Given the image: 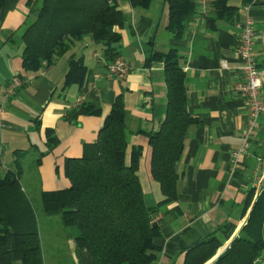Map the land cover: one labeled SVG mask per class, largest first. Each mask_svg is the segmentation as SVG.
I'll return each mask as SVG.
<instances>
[{
  "label": "crops",
  "instance_id": "crops-1",
  "mask_svg": "<svg viewBox=\"0 0 264 264\" xmlns=\"http://www.w3.org/2000/svg\"><path fill=\"white\" fill-rule=\"evenodd\" d=\"M229 3L238 7L231 21L219 19L209 27L203 19H197L178 47L179 65L185 73L186 108L196 122L186 129L183 151L175 164L177 198L167 202L150 175V147L139 132L158 130L166 112L163 62L145 64L152 51L165 53L172 47L165 31L166 0H151L146 8L119 1L124 25L117 29L121 39L115 47L118 57L129 66L121 78L108 75L110 60L104 57V47L88 35L74 42L54 63L37 71L23 70L21 30L28 14L26 0H1L0 176L19 162L24 179L38 175L40 189L67 187L66 159L81 156L83 144L96 140L104 117L121 95L126 111L127 159L133 145L142 146L137 173L143 200L146 207H156L151 221L160 233L153 238L157 250L149 264H183L185 248L213 233L220 248L231 241L247 220L259 195L258 183L264 178V113L253 132L249 153L235 165L231 163V152L242 142L246 120V101L233 90L238 78V24L247 17L253 19L255 57L258 68L264 69V0ZM72 57L82 58L86 72L81 84L65 86ZM15 76L23 84L4 100V88ZM260 94L264 102V72ZM79 98L99 113L70 120L67 114ZM46 128L57 137V144L50 150ZM38 157L36 169H30ZM65 231L72 263L91 264L87 251L76 244L75 227ZM255 264H264V249Z\"/></svg>",
  "mask_w": 264,
  "mask_h": 264
},
{
  "label": "trees",
  "instance_id": "trees-1",
  "mask_svg": "<svg viewBox=\"0 0 264 264\" xmlns=\"http://www.w3.org/2000/svg\"><path fill=\"white\" fill-rule=\"evenodd\" d=\"M119 1L26 0L28 14L21 30L23 70L37 71L54 63L86 35L104 47L106 59L117 58L115 45L121 39L117 29L124 25ZM126 1L141 8L151 2ZM166 3L165 31L172 47L165 53L152 51L145 60L146 65L153 60L163 62L166 112L158 130L139 132L150 147V175L159 184L163 201L172 202L177 198L175 164L183 151L186 129L196 122L186 108L185 73L179 65L178 47L197 19L213 27L219 19L231 21L238 7L229 0ZM85 72L82 58H70L65 86L81 84ZM98 113L91 104L81 102L67 117L73 120L81 114ZM125 119L123 100L118 95L96 140L83 144L81 156L66 159L64 173L69 185L65 188L40 189L38 175L24 179L19 162L0 176V264H73L65 244L67 227H75L76 244L87 251L91 264H149L154 259L157 247L153 238L160 233L151 221L156 207H146L143 200L137 173L142 146L133 145L127 159ZM44 133L50 150L57 144V137L50 128ZM39 162L38 157L30 169H36ZM220 246L213 233L185 248L183 264H205ZM263 249L264 188L246 222L210 264H255Z\"/></svg>",
  "mask_w": 264,
  "mask_h": 264
},
{
  "label": "built area",
  "instance_id": "built-area-1",
  "mask_svg": "<svg viewBox=\"0 0 264 264\" xmlns=\"http://www.w3.org/2000/svg\"><path fill=\"white\" fill-rule=\"evenodd\" d=\"M238 26L239 42L236 49L238 78L233 86V90L246 101V120L241 135L242 142L237 149L231 152L232 165H235L242 156L249 153L253 140V132L260 115L264 113V102L260 94L261 73L264 72V69L260 70L258 68L255 57L254 45L256 42V33L254 21L251 17H247ZM223 66H226V64L223 63ZM128 70L129 66L122 57L115 58L107 65V71L110 77L121 78ZM22 84L23 80L21 78L17 76L12 77L4 88V100L10 98ZM81 100V98L77 99L73 107L80 104L82 102ZM263 188L264 178L258 183L257 194ZM245 222L246 220L243 221L242 225Z\"/></svg>",
  "mask_w": 264,
  "mask_h": 264
},
{
  "label": "water",
  "instance_id": "water-1",
  "mask_svg": "<svg viewBox=\"0 0 264 264\" xmlns=\"http://www.w3.org/2000/svg\"><path fill=\"white\" fill-rule=\"evenodd\" d=\"M230 242V241H229ZM229 242L228 243H226L225 245H223L219 250H218V252L216 253V255L213 257V258H211L209 261H207L205 264H210L223 250H224V248L223 247H226L228 244H229Z\"/></svg>",
  "mask_w": 264,
  "mask_h": 264
},
{
  "label": "rangeland",
  "instance_id": "rangeland-1",
  "mask_svg": "<svg viewBox=\"0 0 264 264\" xmlns=\"http://www.w3.org/2000/svg\"><path fill=\"white\" fill-rule=\"evenodd\" d=\"M54 224H55V223L53 222L52 225H54ZM55 228H56V227H55ZM49 229H50V230H55V229L52 228V227H50ZM63 257H65V254H64V253L62 254V258H63Z\"/></svg>",
  "mask_w": 264,
  "mask_h": 264
}]
</instances>
